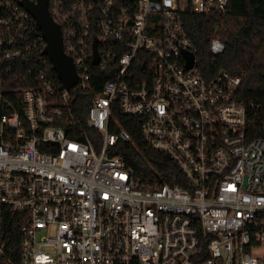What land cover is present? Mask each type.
<instances>
[{
	"label": "built area",
	"instance_id": "obj_1",
	"mask_svg": "<svg viewBox=\"0 0 264 264\" xmlns=\"http://www.w3.org/2000/svg\"><path fill=\"white\" fill-rule=\"evenodd\" d=\"M19 1L0 0V264H264V118L236 100L240 77L200 74L182 20L192 9L222 25L229 0H49L76 73L67 90ZM87 94L92 132L75 112ZM114 113L140 121L171 176L136 178L110 155L133 145Z\"/></svg>",
	"mask_w": 264,
	"mask_h": 264
},
{
	"label": "trees",
	"instance_id": "obj_2",
	"mask_svg": "<svg viewBox=\"0 0 264 264\" xmlns=\"http://www.w3.org/2000/svg\"><path fill=\"white\" fill-rule=\"evenodd\" d=\"M182 20L187 37L196 49L195 63L200 74L208 79L223 71L232 77H240L236 100L245 106L250 102L255 104L258 109L254 121L260 126L264 118V0H229V13L222 25L218 16L198 15L192 9L182 14ZM214 37L223 43V50L218 55L210 52V41ZM106 81L107 68H92L90 85L94 94L100 92ZM91 105L92 94L81 96L75 102L76 116L89 132L92 131L88 128L86 113ZM9 112L5 102L1 101L0 116ZM114 118L119 129L130 135L133 145L119 143L118 151L110 152L111 156H119L136 178H145L154 171L162 177L175 172L165 155L151 151L143 144L137 118L119 113H114ZM94 136L98 144L101 137L96 133ZM253 136L262 137L264 133L257 131ZM7 231L15 236L17 226L9 224Z\"/></svg>",
	"mask_w": 264,
	"mask_h": 264
},
{
	"label": "water",
	"instance_id": "obj_3",
	"mask_svg": "<svg viewBox=\"0 0 264 264\" xmlns=\"http://www.w3.org/2000/svg\"><path fill=\"white\" fill-rule=\"evenodd\" d=\"M48 1L36 0V3H32L28 0H21L19 1V5L35 20L46 42L43 54L48 58L53 71L61 82V90H67L76 83V73L72 60L63 51L61 32L58 25L50 17ZM93 54L92 64L96 66L98 60L95 50ZM187 58V67L190 68L193 58L191 55H188Z\"/></svg>",
	"mask_w": 264,
	"mask_h": 264
}]
</instances>
